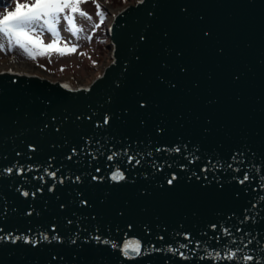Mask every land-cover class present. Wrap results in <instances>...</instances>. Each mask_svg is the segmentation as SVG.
I'll list each match as a JSON object with an SVG mask.
<instances>
[{
  "label": "water",
  "instance_id": "water-1",
  "mask_svg": "<svg viewBox=\"0 0 264 264\" xmlns=\"http://www.w3.org/2000/svg\"><path fill=\"white\" fill-rule=\"evenodd\" d=\"M117 12L90 84L0 72V264H264V0Z\"/></svg>",
  "mask_w": 264,
  "mask_h": 264
},
{
  "label": "snow or ice",
  "instance_id": "snow-or-ice-1",
  "mask_svg": "<svg viewBox=\"0 0 264 264\" xmlns=\"http://www.w3.org/2000/svg\"><path fill=\"white\" fill-rule=\"evenodd\" d=\"M87 0H32L31 3H19L17 0L15 12H10L7 15H4L0 18V39L6 38L7 40V48L12 49L14 46L21 49L28 57L31 59H35L37 56H45L50 55L52 52H56L59 55H68L72 52L76 51V46L73 45L71 47L68 46L67 43L64 44L63 47L59 45L60 40V32L57 28V25L61 20L66 22L67 31L72 33L73 35L77 32H80L81 29L76 26L74 14L78 13L81 17H86L87 19H91V16L81 10V5L86 3ZM96 3V0H93ZM97 8V16L101 18V23H103V18L105 13L101 10L102 5L100 3H96ZM99 24H96L95 27H99ZM37 28L41 29V32L37 33ZM43 30L51 33L53 36V40L51 43L44 44L41 36L43 34ZM91 39V37H89ZM5 45L0 43V50H4ZM81 55H85V53H81ZM95 63V61H93ZM41 67H43L41 65ZM63 71V68H61ZM68 87V85H65ZM141 107H144V104L141 103ZM103 123L107 125L109 123V118L106 116L104 118ZM158 151L160 149H157ZM75 149H73V153H75ZM175 151H179V148H176ZM127 155V153H123ZM118 154H113L108 156V160H113L114 156ZM71 159V156L69 157ZM133 157H129V163H131ZM235 160L236 157H233ZM140 161L137 160L136 163ZM17 174H22L24 171L29 169H25L22 166H15ZM3 173L10 174L13 172V167L4 168ZM48 176L53 178L56 177L55 172H49L45 170ZM99 171V169H97ZM110 178L113 181H121L125 179L124 172L122 170L117 169L111 173ZM248 174H244V179L240 182L243 183L247 180ZM92 179H97V177L93 176ZM175 179V175L172 176L171 179L167 181L169 185L173 183ZM77 182L80 181V177L77 176L75 178ZM60 183H63V178H60ZM51 190V188L49 189ZM22 195L24 197L29 196L28 191H23ZM32 195H35L33 193ZM31 214V213H29ZM55 226H53V229ZM3 232V229L0 228V233ZM10 239L14 243L17 240H24L28 242L29 237L26 235H14L13 233H4L0 235V240ZM40 239L48 240L49 237L41 233ZM52 239H59L58 236H53ZM99 239V237H96ZM32 243H35V238H32ZM104 243H109V241L105 240ZM113 247H117L116 244L113 243ZM142 247V242L139 239H128L123 244V253L125 256H136L140 254ZM213 255H217L213 253ZM236 256L235 252L229 251L227 254L228 259H232ZM242 259L246 262L253 261V256L246 255L243 256Z\"/></svg>",
  "mask_w": 264,
  "mask_h": 264
},
{
  "label": "rangeland",
  "instance_id": "rangeland-1",
  "mask_svg": "<svg viewBox=\"0 0 264 264\" xmlns=\"http://www.w3.org/2000/svg\"><path fill=\"white\" fill-rule=\"evenodd\" d=\"M135 0H96V3L102 5L105 13L103 23L101 18L97 16L96 3L93 0H87L80 7L81 10L87 12L91 19L79 16L78 13L74 14L75 23L80 32L72 34L67 31L66 22L61 20L57 25L60 32L59 45L64 46L65 43L69 47L75 45L76 51L68 55H59L52 52L50 55L37 56L35 59L28 57L21 49L14 46L12 49L7 48L6 38L0 39V43L5 45L4 50H0V62L4 61L5 69L10 68L9 60L32 62L37 67L34 69L42 77L49 79L66 80L72 85L89 83L94 77L99 75L103 68L110 63L111 48L109 47L110 37L106 33V28L110 25L112 15L128 3H133ZM31 3L32 0H19V3ZM17 0H11L6 8H0V17L7 15L10 12H15ZM113 11V12H112ZM4 14V15H2ZM96 24L100 26L95 27ZM105 30V31H104ZM41 29L37 28V33ZM102 32L104 34H102ZM91 37V39H89ZM41 39L44 44L51 43L53 36L51 33L43 30ZM85 53V55H81ZM95 61V63H93ZM41 65L43 67H41ZM63 68V71H61Z\"/></svg>",
  "mask_w": 264,
  "mask_h": 264
},
{
  "label": "bare ground",
  "instance_id": "bare-ground-1",
  "mask_svg": "<svg viewBox=\"0 0 264 264\" xmlns=\"http://www.w3.org/2000/svg\"><path fill=\"white\" fill-rule=\"evenodd\" d=\"M138 0H135L134 2H136ZM133 2V4H134ZM124 6V5H123ZM115 11L112 15V18L110 20V22L112 21L113 17L115 14H117V9L114 8ZM112 11V12H113ZM105 31V30H104ZM109 36V35H108ZM111 48V52H112V49L113 47L112 46H109ZM110 60L112 59V56H111V53H110ZM4 61H1L0 62V72H12V73H29V74H34V75H38L40 76L38 73L35 72V68L37 67L35 64H33L32 62H23V61H14L12 62V60H9V63H10V68L9 69H5L4 65H3ZM109 64V63H108ZM107 64V65H108ZM106 65V66H107ZM105 66V67H106ZM105 67L103 68V70L101 71L100 74L103 73ZM99 74V75H100ZM99 75H97L96 77H94L92 80L89 81V83H86V84H90L93 80H95ZM54 80H61V79H54ZM68 82V81H67ZM72 84V83H71ZM78 85V84H77Z\"/></svg>",
  "mask_w": 264,
  "mask_h": 264
},
{
  "label": "trees",
  "instance_id": "trees-1",
  "mask_svg": "<svg viewBox=\"0 0 264 264\" xmlns=\"http://www.w3.org/2000/svg\"><path fill=\"white\" fill-rule=\"evenodd\" d=\"M7 8L8 7V5H5V6H0V8ZM102 11H103V9H101ZM104 12V11H103ZM2 15H4V14H2ZM1 18V17H0ZM102 34H104L103 32H102Z\"/></svg>",
  "mask_w": 264,
  "mask_h": 264
}]
</instances>
